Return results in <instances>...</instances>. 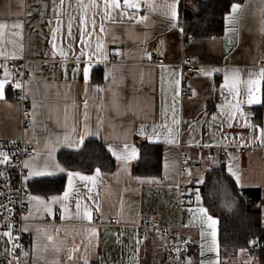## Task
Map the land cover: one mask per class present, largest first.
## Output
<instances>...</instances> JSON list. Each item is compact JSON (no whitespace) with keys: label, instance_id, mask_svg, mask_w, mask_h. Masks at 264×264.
I'll return each instance as SVG.
<instances>
[{"label":"crops","instance_id":"crops-1","mask_svg":"<svg viewBox=\"0 0 264 264\" xmlns=\"http://www.w3.org/2000/svg\"><path fill=\"white\" fill-rule=\"evenodd\" d=\"M201 1L180 0L179 23L184 29L181 33L171 27L165 14L166 0H140L138 12L128 10L135 13L132 19L121 16V10L117 9L111 13L114 20L104 18L105 0H96L99 7L89 9L88 34L81 38L83 13L78 0H63V5L61 0H0V23L9 25L0 37V64L16 75L17 69L10 66V61L27 60L30 79L26 93L32 109V125L23 129L22 106L9 88L11 81L5 90L7 103L0 102V142L31 144L36 162L42 165L47 157L46 145L59 139L53 156L66 169L63 173L57 171L56 175L28 181L30 194L26 198L25 217L29 219L24 220V227L28 228L25 259L29 264H84L85 256L89 264H171L169 238L151 230L141 233L140 225L147 218L168 226H181L192 243L193 264L215 260L216 253L208 251L210 230L189 211L200 206L207 208L218 221L221 264H258L251 254L255 247L245 249L243 254L238 251L231 256L222 255L219 236L223 222H235L239 197L245 191H259L262 198L259 208L264 217V144L259 140V128L264 127V102L244 103L248 123L257 126L247 127L239 116L228 118L231 96L227 90L221 93L220 88L225 71L238 69L242 79H247L249 72L264 68V0L235 2L241 7L234 23L225 19L230 15V7L222 18L220 35L196 37L186 30V13L197 11ZM83 3L87 5L89 0ZM150 3L155 7L150 8ZM142 16L147 20L137 23ZM70 17L71 37L68 35ZM102 22L103 32L100 31ZM14 23L22 24L23 28H11ZM57 27L60 32L54 49L52 32ZM98 41L104 46L103 54L96 51ZM61 50L64 55L60 54ZM186 59L201 68L220 70L211 77L200 72L187 78L186 86L194 91L192 98L181 95V64ZM85 67L89 68L87 83L83 75ZM2 78L3 68H0ZM97 87L103 91H97ZM240 99L246 100V96L241 95ZM173 108L178 124L172 123ZM86 125L92 135L85 132ZM165 125L173 129L176 144L165 142L168 138ZM142 126L143 135L140 134ZM65 135L74 141L84 135V145L68 147L63 139ZM90 140L104 144L106 149L109 144L120 149L127 141L138 149L139 155L142 145L156 146L161 152L160 170L152 177L137 176L133 168L138 160L125 171L111 156L115 161L111 173L101 171L95 186L74 179L69 200L53 205L52 214L30 202L31 195L45 200L63 196L68 190L67 171L78 170L68 169L60 156L80 153ZM242 149L247 152L242 153ZM165 158L169 163L167 175ZM187 162L192 165L185 174L180 173V165ZM196 162L202 167L196 168L193 165ZM229 164L240 175L243 187L228 173ZM78 172L95 174V170ZM192 182L199 186L202 200L197 204L195 198L182 205L179 186ZM77 201L81 204L79 216ZM65 205L67 212H64ZM85 205L92 210L91 221L83 218ZM58 211L60 215L56 214ZM92 229L96 230L95 236ZM201 232L205 233L203 237ZM48 236L53 239L49 241ZM6 249H12V242L0 236V264H12L11 252Z\"/></svg>","mask_w":264,"mask_h":264},{"label":"snow or ice","instance_id":"snow-or-ice-1","mask_svg":"<svg viewBox=\"0 0 264 264\" xmlns=\"http://www.w3.org/2000/svg\"><path fill=\"white\" fill-rule=\"evenodd\" d=\"M61 5H63V0H61ZM78 6L80 7L83 15L80 20V35L81 38H83L85 35L88 34V11L91 8H98L99 5L96 3V0H89V3L85 5L83 3V0H78ZM179 6H180V0H171V2H167L164 4V8L166 9V16L169 19L171 23V27L178 28L181 33L184 32L183 27L180 25V16H179ZM150 8H154L155 5L149 4ZM239 4H232L230 9V15L226 16L225 19L228 23H234L235 22V14L240 9ZM140 8V0H123V4L121 5L120 0H105L104 4V18L109 20H114L115 18L111 15V13L117 9H120L121 16L127 15L129 19H132L135 15V13H132L128 10H137L139 11ZM95 15V13H93ZM72 18H69L68 23V35L69 37L72 36ZM147 20L146 16L140 17V19L137 21V23H143ZM61 21L58 19L57 24L59 25ZM9 27L6 23H0V37L4 35V30ZM91 27L94 31L96 28V21L93 19L91 21ZM11 28L13 29H22L23 25L20 23H14L11 25ZM100 31H104V24L103 22L100 24ZM262 31H264V28H262ZM60 32V28L57 27L55 30H53V48H56L55 39L57 37V34ZM14 35H21V32H14ZM83 42V41H82ZM103 44H101L99 41L96 44V51L103 54ZM61 55H64V52L61 50ZM85 53L82 51L81 55H84ZM117 54H119L117 52ZM148 58L151 59V54H147ZM107 59V57H104ZM15 59V57H13ZM0 68H3V78L0 79V102L7 103L5 98V90L6 86L11 82L15 81L14 87L17 89H22L24 87V83L20 80L16 79V75L9 72L7 67L0 64ZM220 71L219 69H206L201 68L200 72L202 75L206 77H211L213 73ZM83 75L85 83L89 80V68L85 67L83 69ZM106 73V78H107ZM177 84H179V81H176ZM262 85H264V68L260 69L258 72H249L247 79H242V74L240 70L234 69L232 71H225L224 77H223V84L221 85L220 91L221 93L224 92V90H227L228 94L231 96V101L228 104L229 112H228V118L229 119H235L237 116L241 117L245 121V126L247 127H253L254 129L257 127L255 125H251L248 123L247 116L248 113H246L243 110V105L246 102L248 105H256L261 104L264 102L262 100V95H264V92H262ZM242 86H243V92H242ZM97 91H103V89H100L97 87ZM178 95V92H177ZM241 95L246 96V100H241ZM85 107H87V104L85 103ZM175 109L173 108V124H178L179 121L175 118ZM87 118V117H86ZM213 119H216V117H213ZM167 128V134L168 138L166 139V143L168 144H176L177 141L172 138L173 137V129L171 127ZM75 131V130H73ZM85 132L88 135H92L90 129H88L87 125L85 126ZM140 134H144V128L141 127ZM153 134L155 135V129L153 130ZM64 141L67 144L68 147H76L79 148L84 145L85 136L80 135L78 140H73L70 136L65 135ZM259 140L262 144H264V127L259 128ZM15 143V141H13ZM56 144H59V139H57L54 143L52 141H49V143L46 145L47 147V157L44 160L43 164H38L36 162L35 157L31 160H24L22 162H17L15 158L20 155L19 150L13 151L11 149H3L0 148V166H4V170L0 171V177H4L5 184L4 186L6 188L10 187L9 184V178L7 176V169L9 168H20L21 169V178L23 183H27L29 180H32L35 177H46V176H53L56 175L57 171L63 173L66 171L64 167H62L58 162L55 161L53 153L57 150ZM207 147V145H205ZM107 152L111 154L112 157L115 158V160L122 166V168L125 171H128L129 165L133 161H137L140 158L138 149L134 145H130L127 141H124L122 143V147L120 149H117L113 147L111 144L107 147ZM166 175H167V169L169 168V163L167 161V158H165V164H164ZM27 170V174H24V170ZM228 173L231 177L235 179V182L238 186L243 187L241 184V177L240 175L233 170L231 164L228 165ZM189 175H191L189 171ZM101 177V168L97 167L95 168V174L94 175H82L78 171H67V187L68 190L64 191L63 196H52L49 200H45L39 195H31L30 196V202H35L37 205H40L43 207V209L48 212L49 214H52V206L61 203L64 204V202L69 200L70 193L73 190V181L76 178H79V180L91 183L93 186L97 183L98 178ZM200 183H203V181H200ZM202 198L199 194V190L197 189V195H196V202L197 204H200ZM4 210L8 211L9 214H11L12 209L11 208H4ZM97 211H99V208H96ZM68 208L65 205L64 206V212H67ZM189 211L195 213L196 216L199 218V222L201 225H206L207 228L210 230L209 235L211 237V243L209 245L208 251L216 253L217 259L210 260V261H201V264H221V262L218 259L219 254V246L217 241V224L218 221L216 218L211 216L209 214V211L207 208L200 206L196 209H189ZM76 212L77 215H80L81 212V204L79 201L76 203ZM3 215V211H0V216ZM93 217L92 210L88 208L86 205L83 208V218L87 219L88 221H91ZM64 218L63 216L61 217ZM8 219L7 217L5 218ZM22 219L27 220L29 217H22ZM0 228H3V231H0V236L6 237L9 242H13V249L7 250L9 252L14 251L17 248H20L19 244L14 243V225L10 222L4 223L0 225ZM28 228L25 226L21 229V231H27ZM92 235H96V230L92 229ZM205 235L204 232H201V236L203 237ZM47 239L51 241L53 238L52 236H48ZM140 243L139 240H137V245ZM250 246H256L259 243L258 239L250 240L249 242ZM203 247V246H202ZM174 250L179 253L181 251L180 247H174ZM72 251H78V249H73ZM87 252V249H85ZM245 249L241 248L240 252L243 254ZM24 255L27 256L28 252H24ZM203 255V252L201 253ZM71 259V256H70ZM11 264V262H10ZM84 264H89V261L87 257L84 258ZM186 264H193L191 260H187ZM246 264H249V262H246Z\"/></svg>","mask_w":264,"mask_h":264},{"label":"trees","instance_id":"trees-1","mask_svg":"<svg viewBox=\"0 0 264 264\" xmlns=\"http://www.w3.org/2000/svg\"><path fill=\"white\" fill-rule=\"evenodd\" d=\"M243 0H203L197 11L188 10L186 13V30L196 37L220 35L222 18L231 5ZM160 150L153 145L140 147V158L133 168L134 175L152 177L157 175L160 166ZM60 161L68 169L90 172L100 167L101 171L111 173L115 168V161L107 152L104 144L90 140L83 150L77 154L64 153ZM64 180L62 181V185ZM240 198L235 222H223L219 236L222 255L237 254L241 248L251 250V254L264 264V217L259 208L262 201L259 191H245ZM258 239L256 246H250L249 241ZM193 248L190 249V253Z\"/></svg>","mask_w":264,"mask_h":264},{"label":"built area","instance_id":"built-area-1","mask_svg":"<svg viewBox=\"0 0 264 264\" xmlns=\"http://www.w3.org/2000/svg\"><path fill=\"white\" fill-rule=\"evenodd\" d=\"M157 62L163 63V60L157 59ZM27 60L25 58H20L17 60L10 61V66L17 69L16 79L24 83L22 89H17L14 87L15 81L10 83L9 88L14 93V97L20 101L22 106V127L26 129L32 125V109L31 102L28 99L26 93V83L30 79V74L26 69ZM201 66L195 63L191 59H186L181 64V74H182V90L181 95L183 98H192L194 96V91L186 86V79L192 75L200 73ZM255 122V120H254ZM0 148L5 150L11 149L13 151L19 150L20 155H18L15 160L17 162H22L26 159H31L35 156V150L33 146L26 142L19 143H7L0 142ZM247 152L246 149H242V153ZM192 165V162L182 163L180 165V173L185 174L187 168ZM196 168H201L202 165L200 162L193 163ZM4 170V166H0V171ZM24 174H27L26 169ZM7 176L9 178L10 187L6 188L4 186L5 179L0 177V211H3V215L0 216V225L10 222L14 225V243L19 244L20 248L15 249L11 252L12 264H29L26 259L24 252L28 248V236L25 231H21L24 227L25 214L27 212V203L26 198L30 194L28 187V182L23 183L21 178V169L20 168H9L7 169ZM197 189L201 196V191L199 186L192 182L190 184H181L179 186L180 192V203L182 205L189 204L193 199L196 198ZM4 208H11L12 212L9 214L8 211ZM57 215H60V212H56ZM8 218L7 220L5 218ZM51 220V218H47ZM115 220H112V223H115ZM4 230L3 228H0ZM140 230L142 234H145L147 230H151L157 235L166 236L169 238V249L171 252L172 263L171 264H186L187 260H191L190 249L191 241L187 238L181 226H168L164 225L154 218H147L143 224L140 225ZM180 247L181 251L177 253L174 250V247ZM13 249V242H12Z\"/></svg>","mask_w":264,"mask_h":264}]
</instances>
